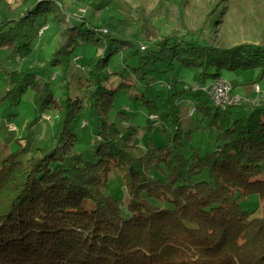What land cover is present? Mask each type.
Instances as JSON below:
<instances>
[{
    "label": "trees",
    "instance_id": "trees-1",
    "mask_svg": "<svg viewBox=\"0 0 264 264\" xmlns=\"http://www.w3.org/2000/svg\"><path fill=\"white\" fill-rule=\"evenodd\" d=\"M51 1L0 0V46L9 45L17 54L26 50L23 54L27 55L22 26L49 10ZM167 11L159 13L175 20L180 29L200 34L182 28L183 19ZM105 28V32L95 27L83 31L67 26L50 61L66 72L79 43L91 42L103 50L87 61L81 89L97 124L94 162L74 150L76 136L71 127L81 99L57 101L49 85L36 80L31 71L12 74L13 104L26 88L33 87L37 119L50 108L59 117L48 148L37 147L30 153V132L19 139H23L20 148L2 158L0 261L4 263L0 264H264V204L256 215L239 202L264 189L261 98L248 112L233 118L228 108L215 106L209 96L200 101L203 92L192 90L199 101L195 109L208 118V127H215L217 136L213 151L202 154L200 148L192 147L186 157V131L173 95L166 98L158 115L164 143L142 148L130 134L122 137L109 120L114 91L105 85L102 74L110 55L128 45L140 64L117 72L118 88L146 84L149 70L145 66L156 61L172 67L176 60L198 68V80L204 83L207 77L221 76V67L264 68V46L220 47L186 40L176 29L150 40L142 49L127 38L150 34L156 31L154 27L144 26L140 31L127 25ZM111 31L123 37L110 36ZM146 106L153 114L154 107L148 102ZM128 127L136 130L135 125ZM111 170L123 176L128 195L125 211L102 190L104 175ZM205 171L206 177L199 178Z\"/></svg>",
    "mask_w": 264,
    "mask_h": 264
},
{
    "label": "rangeland",
    "instance_id": "rangeland-1",
    "mask_svg": "<svg viewBox=\"0 0 264 264\" xmlns=\"http://www.w3.org/2000/svg\"><path fill=\"white\" fill-rule=\"evenodd\" d=\"M48 6L49 10L22 26V40L27 44L25 48H29L27 55L23 54L26 50L17 54L13 53L9 45L0 46V164L4 155L20 148L23 139H19L28 136L30 132L33 140L30 153H34L37 147L48 148L51 145L52 135L56 130L59 116L55 108L45 110L37 119L33 87H28L21 93L17 104L12 103V74L27 70L31 71L40 83L49 85L57 101L81 99L82 106L71 127L76 136L74 150L88 160L96 161L95 150L99 143L97 124L85 103L81 89L87 74V61L100 55L103 50L91 42L79 43L73 50V59L69 62L66 72L58 64H52L50 61L60 45L61 31L69 25H76L83 31L92 27L101 28L103 32L105 27L118 25H127L139 31L143 30L144 26L149 29L154 27L156 31L152 29L150 34H142L143 37L127 38L135 48L142 49L147 47L150 40L157 36H168L176 29L181 30L179 34L186 40L192 38L201 43L209 41L220 47L239 44L264 46V0H52ZM166 11L177 20L183 19L182 28L186 26L189 31L195 30L200 34L193 35L184 30L185 28L180 29L175 20L159 13ZM42 28L44 29L41 34ZM111 35L123 37L114 31H111ZM129 50L128 45H124L122 49L113 52L102 71L105 85L114 91L109 120L114 123L121 136L126 138L131 135L134 143L142 148L150 144H163L160 118H150V110L146 104L148 102L152 105V113L159 115L162 105L171 94L178 108L181 126L189 133H183L185 156L190 155L192 147L200 148L202 154L213 151L216 146V128L208 127V118L194 107L199 102L195 93L185 88L197 83L204 86L209 84L212 78L207 77L204 83H201L198 80V68L185 66L176 60L172 67L166 61H156L145 66V69L149 70L146 84L136 83L118 88L121 79L117 72L123 70L126 65L137 67L140 64L138 57L131 56ZM218 71L230 82L232 94L242 98L239 105L228 108L233 118L251 109L252 104L245 100L261 98L260 105L264 107V68L221 67ZM254 84L260 87L259 94L254 90ZM198 92L202 94L201 91ZM208 96L203 92L200 101H204ZM192 107L194 113L190 115ZM83 122L85 125L82 127ZM9 123L13 124L15 129L10 130ZM129 125H135L136 130L128 127ZM22 158L26 159V156ZM206 175L205 171L199 178H205ZM102 190L117 199L125 211L128 195L124 188L123 176L118 170H111L104 175ZM239 202L244 209L254 210L253 214L260 215L261 206L264 204V189L260 195L251 193L240 198Z\"/></svg>",
    "mask_w": 264,
    "mask_h": 264
},
{
    "label": "built area",
    "instance_id": "built-area-1",
    "mask_svg": "<svg viewBox=\"0 0 264 264\" xmlns=\"http://www.w3.org/2000/svg\"><path fill=\"white\" fill-rule=\"evenodd\" d=\"M42 28L40 30V33L42 34L43 32ZM104 31H106V29H104ZM188 88V86H186ZM189 88H191V90L193 91H202V92H206L210 99L212 100V103L217 106L220 107L221 109H227L231 106H235V105H239L242 102V98L239 97L238 95H234L231 92V84L230 82L225 79L223 76H218L217 78H214L209 84H205L204 86H200L199 83H197L196 85H192ZM254 90L259 94L260 91V87L258 84H254ZM245 102L247 103H251L252 105H255L259 102L258 100H245ZM194 113V107H192L190 109L189 114L193 115ZM150 118H158V115L156 114H150L149 115ZM9 125V129L13 130L15 129L13 124H8ZM85 125V122H83L81 124V126L83 127Z\"/></svg>",
    "mask_w": 264,
    "mask_h": 264
}]
</instances>
